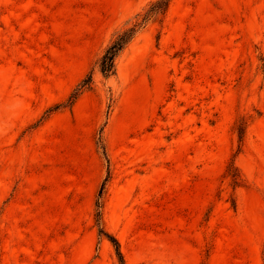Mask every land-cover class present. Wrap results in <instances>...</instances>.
Returning <instances> with one entry per match:
<instances>
[{
	"label": "rangeland",
	"instance_id": "1",
	"mask_svg": "<svg viewBox=\"0 0 264 264\" xmlns=\"http://www.w3.org/2000/svg\"><path fill=\"white\" fill-rule=\"evenodd\" d=\"M155 1L0 0V264H120L102 227L125 264H264V0H171L105 77Z\"/></svg>",
	"mask_w": 264,
	"mask_h": 264
},
{
	"label": "trees",
	"instance_id": "2",
	"mask_svg": "<svg viewBox=\"0 0 264 264\" xmlns=\"http://www.w3.org/2000/svg\"><path fill=\"white\" fill-rule=\"evenodd\" d=\"M171 0H157L155 1L152 6L150 7L149 11L146 13V15L143 17V19L134 24L133 26L126 28L119 32L116 37L113 39V41L108 45L106 50L104 51L100 61H99V68L101 73L109 78L116 74V59L121 54V52L124 51V49L129 45V43L135 38L137 33L145 27V25L153 19L158 14H164L170 4ZM89 85V79L85 80L82 84V88ZM80 92H76L75 95H73V99H77ZM73 100V101H74ZM238 134L240 141L243 140L244 134H245V126L244 123H240L238 126ZM233 181L235 184L238 183L239 177L236 175H232ZM104 189V188H103ZM102 189V192H103ZM97 205L100 207V202L97 203ZM100 233L106 235L111 239V241L114 243L117 249V254L119 257L120 264H125L123 255L119 248V242L113 237L107 234V232L104 230V228H100Z\"/></svg>",
	"mask_w": 264,
	"mask_h": 264
}]
</instances>
